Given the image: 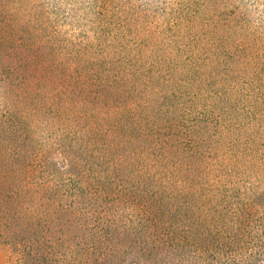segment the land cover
Returning <instances> with one entry per match:
<instances>
[{
	"label": "trees",
	"instance_id": "obj_1",
	"mask_svg": "<svg viewBox=\"0 0 264 264\" xmlns=\"http://www.w3.org/2000/svg\"><path fill=\"white\" fill-rule=\"evenodd\" d=\"M0 246L264 264V0H0Z\"/></svg>",
	"mask_w": 264,
	"mask_h": 264
},
{
	"label": "rangeland",
	"instance_id": "obj_2",
	"mask_svg": "<svg viewBox=\"0 0 264 264\" xmlns=\"http://www.w3.org/2000/svg\"><path fill=\"white\" fill-rule=\"evenodd\" d=\"M0 264H14L11 252L4 246H0Z\"/></svg>",
	"mask_w": 264,
	"mask_h": 264
}]
</instances>
